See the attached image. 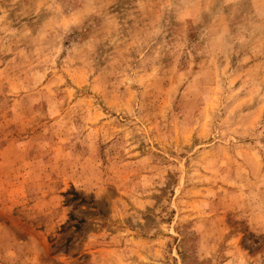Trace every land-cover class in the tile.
<instances>
[{"label":"rangeland","instance_id":"obj_1","mask_svg":"<svg viewBox=\"0 0 264 264\" xmlns=\"http://www.w3.org/2000/svg\"><path fill=\"white\" fill-rule=\"evenodd\" d=\"M0 264H264V0H0Z\"/></svg>","mask_w":264,"mask_h":264}]
</instances>
